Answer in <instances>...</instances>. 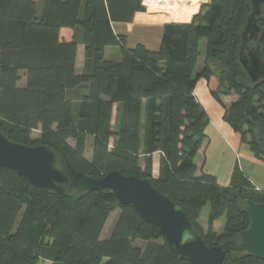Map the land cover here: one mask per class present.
Wrapping results in <instances>:
<instances>
[{
  "label": "trees",
  "instance_id": "1",
  "mask_svg": "<svg viewBox=\"0 0 264 264\" xmlns=\"http://www.w3.org/2000/svg\"><path fill=\"white\" fill-rule=\"evenodd\" d=\"M199 6L187 23H164L158 48L150 50L141 43L127 46L126 36L111 26L145 10L142 0H0V132L19 143L55 149L69 179L77 172L99 178L117 170L149 180L183 209L211 246L238 240L249 221L244 201L264 202V189L255 188L237 165L227 185L205 171L197 174L194 158L208 120L193 87L200 77L217 78L211 94L223 106V119L264 162V78L250 81L238 61L249 0H210ZM257 22L264 60V10ZM64 27L73 30L69 41L60 36ZM201 39H206L204 62L195 72ZM78 43L84 47L81 73L75 72ZM105 46H118L121 58L106 59ZM21 72L23 85L18 84ZM229 95L237 97L225 104L222 96ZM35 130L39 134L33 138ZM88 136L90 158L85 155ZM155 151L161 152L156 178ZM205 204L209 210L202 228L197 219ZM115 210L119 214L111 232L101 239ZM222 215L218 232L213 223ZM39 259L48 264H189L168 247L155 225L110 193L37 190L14 170L0 167V264ZM221 264H264V258L229 251Z\"/></svg>",
  "mask_w": 264,
  "mask_h": 264
},
{
  "label": "water",
  "instance_id": "2",
  "mask_svg": "<svg viewBox=\"0 0 264 264\" xmlns=\"http://www.w3.org/2000/svg\"><path fill=\"white\" fill-rule=\"evenodd\" d=\"M249 3L251 10L240 34L238 61L250 81L256 82L264 78V60L257 41L260 32L257 18L263 13L264 0H249ZM0 167L14 170L37 190L62 194L75 188L86 192L110 193L118 204L131 205L144 222L155 225L168 247L189 264H221L229 251L264 258V202L245 200L243 210L249 221L238 240L209 246L183 209L147 179L123 175L117 170H111L99 178L77 172L69 179L55 149L45 144L19 143L2 132Z\"/></svg>",
  "mask_w": 264,
  "mask_h": 264
},
{
  "label": "crops",
  "instance_id": "3",
  "mask_svg": "<svg viewBox=\"0 0 264 264\" xmlns=\"http://www.w3.org/2000/svg\"><path fill=\"white\" fill-rule=\"evenodd\" d=\"M198 1L207 3L210 0ZM195 2L196 0H188L187 2L182 4L180 8L181 14H177V16L179 17L177 22H189L192 19L190 18L192 14L185 16L184 13L191 11V7ZM153 11L155 13L157 12L154 9ZM157 14H159L160 17H157L158 20L156 21V24H152V22L149 23V19L151 18V16L153 17L154 14L150 13L149 10H147L146 12L145 10H143L135 12L131 21H112L111 26L116 34L125 35L126 41L133 31H141V33H139L140 39L134 44L142 43L148 49L156 50L159 46L160 36L162 33V25L158 22L167 20L166 18H164V13L158 12ZM136 23L141 24V26ZM60 36L62 39L69 41L73 37V30L66 27L61 28ZM200 43H202V49L204 51L206 39H201ZM127 46L132 47L133 45ZM114 47L116 46L104 47V57L106 59L119 60L121 58V55H118L116 54V52H114ZM203 62L204 56L203 54H201L196 62L195 72L201 69V67L203 66ZM83 65L84 47L81 43H78L75 58V72L81 73V71L83 70ZM217 87L218 81L215 76H210L209 78L200 77L197 79L193 87V95L196 101L205 110L208 120L205 127L206 138L194 158L197 167V174H200L201 171H205L214 175L220 185H227L230 181V176L233 168L235 165H237L241 169V171L248 177L255 188L264 189V183H262L261 177H259L257 173L253 174V172L249 170L251 167L254 168L258 166H264V162L252 155L248 145L240 141L239 134L235 132L223 119V106L211 94V91H215ZM74 91V89L69 90L67 91V94L71 96L75 93ZM236 97V95L222 96V101L225 104H229L231 101L235 100ZM117 106V103H114L112 105V124L116 121ZM201 154L204 156L202 163L199 158ZM160 157V151H155L151 155L152 176L154 178H156L159 174ZM198 221L200 222V218L198 219ZM213 227L216 230V221H214Z\"/></svg>",
  "mask_w": 264,
  "mask_h": 264
},
{
  "label": "rangeland",
  "instance_id": "4",
  "mask_svg": "<svg viewBox=\"0 0 264 264\" xmlns=\"http://www.w3.org/2000/svg\"><path fill=\"white\" fill-rule=\"evenodd\" d=\"M143 1L144 0H142V4H143ZM178 2H180V0H174V4H177ZM181 3V2H180ZM202 2H200V1H198V0H196V2L194 3V5H192V9H191V11H188V12H185L184 13V15L185 16H188V15H191V17L190 18H192V16L194 15V14H196L198 11H199V8H200V4H201ZM179 4V3H178ZM39 7V2H37V8ZM144 8H145V12L147 11V10H149L150 11V13H152V14H154V16L152 17L151 16V18L149 19V23H151L152 22V24L154 23V24H156V21L158 20V18L157 17H160L159 16V14H157L159 11H157L156 10V8H153L155 11H157L156 13L153 11V9L151 8V7H149V6H146V5H144ZM198 9V10H197ZM196 12V13H195ZM160 13V12H159ZM165 15V16H164ZM164 15H162V16H164V18H166L167 20H165V21H162V22H158V23H160L162 26H163V24L164 23H168V22H173V23H187V22H177L178 21V16H177V14L176 15H173V16H168V15H166V14H164ZM148 23V22H147ZM136 24H138L139 26H141V24H139V23H136ZM144 24H146V23H144ZM139 33H141V31H139V32H137V31H133L132 32V34L127 38V45H135L134 43L136 42V41H138L139 39H140V35H139ZM142 44V43H141ZM200 45V52H201V54H204V51H203V49H202V43H200L199 44ZM113 50H114V52H116V54H118V55H121V53H120V49H119V47L118 46H116V47H114L113 48ZM114 54V53H113ZM18 84L19 85H23L24 84V77H23V74H22V72L20 73V79H19V81H18ZM38 134H39V131L38 130H35V131H33L32 132V137L33 138H35V137H37L38 136ZM91 137L89 136L88 138H87V144H86V146H85V155H86V157H88V158H90V156H91ZM200 160H201V163H202V161H203V159H204V156L201 154L200 155ZM197 159V158H196ZM250 171H252L253 172V174L255 173H257L258 174V176L259 177H261V179H262V183H264V166H258V167H251L250 169H249ZM208 210H209V205L208 204H205V206H203L202 207V209H201V211H200V214H199V217H198V219L200 218V225L202 226V228H206V218H207V214H208ZM118 214H119V210H115V211H113L111 214H110V216H109V218H108V220L106 221V223H105V225H104V228H103V230H102V232H101V239H105V238H107L108 236H109V234H110V232H111V229H112V226H113V224H114V222H115V220H116V218H117V216H118ZM197 219V220H198ZM216 221V231H218V232H220L221 230H222V227H223V224H224V221H225V216L224 215H222L220 218H218L217 220H215ZM135 244L136 245H139V246H141V247H143L144 246V244H145V242L144 241H142V240H136L135 241ZM36 264H48V261H46V260H43V259H39L38 260V262L36 263Z\"/></svg>",
  "mask_w": 264,
  "mask_h": 264
},
{
  "label": "bare ground",
  "instance_id": "5",
  "mask_svg": "<svg viewBox=\"0 0 264 264\" xmlns=\"http://www.w3.org/2000/svg\"><path fill=\"white\" fill-rule=\"evenodd\" d=\"M188 0H180L177 4H174V0H144L143 5L156 8L157 11L162 12L168 16L181 14V6Z\"/></svg>",
  "mask_w": 264,
  "mask_h": 264
}]
</instances>
